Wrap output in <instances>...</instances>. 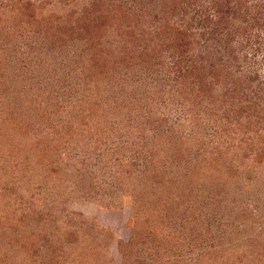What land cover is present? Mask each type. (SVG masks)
<instances>
[{
	"label": "rangeland",
	"instance_id": "rangeland-1",
	"mask_svg": "<svg viewBox=\"0 0 264 264\" xmlns=\"http://www.w3.org/2000/svg\"><path fill=\"white\" fill-rule=\"evenodd\" d=\"M0 264H264V0H0Z\"/></svg>",
	"mask_w": 264,
	"mask_h": 264
},
{
	"label": "trees",
	"instance_id": "trees-1",
	"mask_svg": "<svg viewBox=\"0 0 264 264\" xmlns=\"http://www.w3.org/2000/svg\"><path fill=\"white\" fill-rule=\"evenodd\" d=\"M103 22H104V18L102 17V21L99 24H102ZM99 24H97L95 27L101 26ZM234 90H236V89L234 88ZM227 91H229V90L226 89L225 91L222 92V94L226 93ZM233 108L235 109V107H233ZM230 118H231V116H230ZM230 118L228 117L227 114H224L222 117H219V119H221V121H223L224 123H226V122L230 123V120H231ZM124 260L125 259H123V262H125Z\"/></svg>",
	"mask_w": 264,
	"mask_h": 264
}]
</instances>
